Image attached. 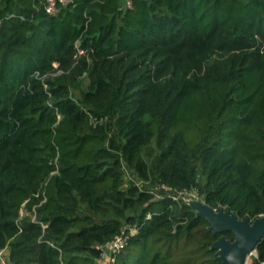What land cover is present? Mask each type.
Returning a JSON list of instances; mask_svg holds the SVG:
<instances>
[{
	"label": "trees",
	"instance_id": "16d2710c",
	"mask_svg": "<svg viewBox=\"0 0 264 264\" xmlns=\"http://www.w3.org/2000/svg\"><path fill=\"white\" fill-rule=\"evenodd\" d=\"M130 1L0 0L9 264H222L183 197L264 215V0Z\"/></svg>",
	"mask_w": 264,
	"mask_h": 264
},
{
	"label": "water",
	"instance_id": "95a60500",
	"mask_svg": "<svg viewBox=\"0 0 264 264\" xmlns=\"http://www.w3.org/2000/svg\"><path fill=\"white\" fill-rule=\"evenodd\" d=\"M193 203H197L199 208L193 206ZM193 203L187 204L195 211L196 216L209 224L207 230L212 235L229 231L234 237L229 240L221 235L213 242L211 248L216 250V259L222 264H246L248 257L255 252L257 244L264 237V215L254 220L248 217L239 219L228 210L214 211L199 200H194Z\"/></svg>",
	"mask_w": 264,
	"mask_h": 264
},
{
	"label": "built area",
	"instance_id": "2783aa9c",
	"mask_svg": "<svg viewBox=\"0 0 264 264\" xmlns=\"http://www.w3.org/2000/svg\"><path fill=\"white\" fill-rule=\"evenodd\" d=\"M73 3V0H44V11L47 15L53 16L56 15L59 11V6L61 7H67ZM132 3L130 0H124V7L125 8H131ZM75 47L77 49V54L75 58L80 57L81 55H84V51L80 50L77 45L75 44ZM197 199V198H196ZM21 216L24 214L23 211H21ZM135 231H131L129 235H133ZM125 234L122 232V235L118 236L112 243L108 244L107 247L110 248V250L120 251L124 247L125 244V237H123ZM6 248L0 250V264H9L7 261L5 255H6ZM105 253H102V257H105Z\"/></svg>",
	"mask_w": 264,
	"mask_h": 264
},
{
	"label": "rangeland",
	"instance_id": "374dc122",
	"mask_svg": "<svg viewBox=\"0 0 264 264\" xmlns=\"http://www.w3.org/2000/svg\"><path fill=\"white\" fill-rule=\"evenodd\" d=\"M196 198H197V195L194 192L192 193V195L189 194V195H186L183 197V199L186 203H193V201L196 200ZM194 204H196V203H193V206H194ZM254 254L255 253H253L251 256H253ZM251 256L248 257L246 264H251ZM101 262L103 264L108 263V261L106 262V260H101Z\"/></svg>",
	"mask_w": 264,
	"mask_h": 264
},
{
	"label": "bare ground",
	"instance_id": "6f19581e",
	"mask_svg": "<svg viewBox=\"0 0 264 264\" xmlns=\"http://www.w3.org/2000/svg\"><path fill=\"white\" fill-rule=\"evenodd\" d=\"M194 206L198 209L199 208V205L196 203L194 204ZM205 215L207 214L206 212L204 213Z\"/></svg>",
	"mask_w": 264,
	"mask_h": 264
},
{
	"label": "clouds",
	"instance_id": "9594fccd",
	"mask_svg": "<svg viewBox=\"0 0 264 264\" xmlns=\"http://www.w3.org/2000/svg\"><path fill=\"white\" fill-rule=\"evenodd\" d=\"M255 255V254H254Z\"/></svg>",
	"mask_w": 264,
	"mask_h": 264
}]
</instances>
